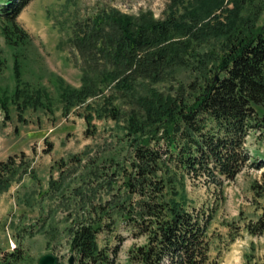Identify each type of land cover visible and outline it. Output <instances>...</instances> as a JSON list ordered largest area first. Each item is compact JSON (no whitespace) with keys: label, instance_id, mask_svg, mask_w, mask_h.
I'll return each instance as SVG.
<instances>
[{"label":"trees","instance_id":"obj_1","mask_svg":"<svg viewBox=\"0 0 264 264\" xmlns=\"http://www.w3.org/2000/svg\"><path fill=\"white\" fill-rule=\"evenodd\" d=\"M29 1L0 0L2 32L17 52L28 36L16 17ZM229 3L230 8L223 7ZM222 7L223 13L216 14L215 10ZM184 8V13H171L164 21L115 11L114 32L106 35L100 48L114 70H103L99 84L84 74L78 88L56 78V89L68 108L96 95L102 83H114L134 103L125 114L123 129L128 147H121L126 150L122 164L113 154L107 163L114 169L112 175L121 174L118 189L122 194L108 193L96 206L87 202L80 191L75 206L83 212L88 209V215L76 216L66 227V231H72L70 247L77 254V264H107L102 260L97 235L113 229L112 216L117 212L135 237H144L141 245L128 251L131 264H213L208 256L207 230L214 210L193 206L183 181L171 166L183 174L204 175L220 184L233 179L247 165L251 156L244 147L245 138L251 129H264V16L257 0H186ZM175 33L185 35V39L140 56L145 48L169 41ZM4 61L0 49V70ZM13 63L18 83L10 92L0 86L1 108H6L11 98L20 100L21 109L39 103L43 97L50 98L45 87L27 83L21 86L19 63L16 59ZM166 64L171 66L168 73L180 69L188 73V79L177 80L165 90L141 81L142 91H136L135 75L140 69L152 70L148 75L155 79ZM119 65L124 70L118 69ZM111 99L106 96L100 104H86L87 125L94 116L119 115ZM86 132L91 133L92 128ZM23 160L9 156L0 161V188L8 185ZM250 165L264 167V155H256ZM101 170L100 165H91L84 181L93 176L97 179ZM262 175L264 178V170ZM105 183L113 188L112 179ZM64 187V183H56L54 189ZM135 193L141 196L137 209L127 201ZM101 211L107 221L98 213ZM260 221L264 223V209ZM22 260L19 243L0 255V264H21Z\"/></svg>","mask_w":264,"mask_h":264},{"label":"rangeland","instance_id":"obj_2","mask_svg":"<svg viewBox=\"0 0 264 264\" xmlns=\"http://www.w3.org/2000/svg\"><path fill=\"white\" fill-rule=\"evenodd\" d=\"M257 1L264 16V0ZM185 5L186 0L175 3L174 0H30L16 17V23L28 36L20 52L6 42L0 15V49L5 58L0 86L10 92L18 83L14 79L16 59L20 67L19 84L45 87L50 95L49 99L43 97L39 103L28 104L24 109L20 100L13 101L14 98L6 108H1L0 102V161L9 156L24 159L8 185L0 188V255L12 251L19 243L23 252L21 264H37L45 253L57 255L58 264H69L73 255V264H77V254L70 247L72 231H66V227L72 225L71 219L76 216L88 215V209L83 212L75 206L80 191L87 202L96 206L105 201L108 193L122 194V189H118L121 174L112 175L114 169L107 163L113 154L122 164L126 150L121 147H128L123 129L125 114L134 103L114 83H102L96 95L68 108L59 96L55 81L60 77L78 88L84 74L99 84L103 70H114L112 61L100 48L106 35L114 32L115 11L134 18L146 15L164 21L172 14L184 13ZM223 7L230 8L231 4ZM223 7L215 13H223ZM183 39L185 35L175 33L169 41L145 48L140 56L154 53L158 48H170L172 43L178 44ZM163 67L155 79L148 75L152 70L140 69L135 75L136 91H142L141 81L165 90L176 85L177 80L188 79L186 71L173 69L168 73L171 66ZM124 68L118 66L120 70ZM106 96L112 97L111 103L119 115L94 116L91 125H87L86 104H100ZM87 128H92V132H86ZM244 147L251 160H247V165L233 179L220 184L204 175L183 174L171 166L183 181L193 206L214 210L207 230L208 256L213 264H264V223L260 221L264 209V167L250 165L256 155H264V129H251ZM93 164L100 165L101 175L84 181ZM110 179L112 189L105 183ZM56 183H64L65 187L57 191ZM122 197L124 194L120 201ZM127 198L137 209L141 196L135 193ZM98 213L107 221L104 211ZM112 217L113 229L97 235L102 260L107 264H131L128 251L141 245L144 237H135L134 231L122 223L119 212Z\"/></svg>","mask_w":264,"mask_h":264},{"label":"water","instance_id":"obj_3","mask_svg":"<svg viewBox=\"0 0 264 264\" xmlns=\"http://www.w3.org/2000/svg\"><path fill=\"white\" fill-rule=\"evenodd\" d=\"M217 79L218 76L215 75ZM69 264H73V255H70ZM37 264H58V256L53 253H45L38 258Z\"/></svg>","mask_w":264,"mask_h":264}]
</instances>
